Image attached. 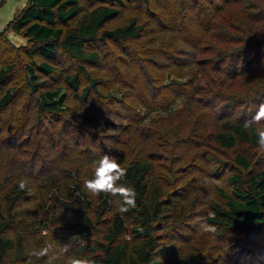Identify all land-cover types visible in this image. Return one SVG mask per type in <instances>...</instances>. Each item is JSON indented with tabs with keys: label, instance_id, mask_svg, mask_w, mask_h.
<instances>
[{
	"label": "trees",
	"instance_id": "1",
	"mask_svg": "<svg viewBox=\"0 0 264 264\" xmlns=\"http://www.w3.org/2000/svg\"><path fill=\"white\" fill-rule=\"evenodd\" d=\"M128 1L132 4L126 7L136 10L130 21L107 28V21L120 13V9L111 5L123 0H101L100 4L84 11L71 25L67 23L72 22L78 14L79 0H28L0 30V53L5 49L7 42L8 48L20 50L27 60L25 75L18 79L23 81L25 79L29 83L30 93L38 90V76L45 78L58 70L48 62V59H56L58 51H61L68 57L81 61L75 68L76 73H64L62 77L74 91H80V75H82L88 82V85L81 88L83 97L90 89L100 93L97 85L99 78L93 77L84 65L96 64L100 61V55L96 50L87 49L89 45L97 41L125 42L134 48L145 36L148 40L154 41L157 40L154 37L158 36L159 32L167 30L173 32L174 29L183 32L179 41L185 45L184 48H177V51L166 41L163 42L164 44H158L155 51L148 50L151 56L161 48V55H164V60L169 63L166 65L167 68L161 71L162 77L154 73L160 82L164 80L163 84L154 83L157 78L152 76V70L150 71L147 65L150 68L154 66L147 63L140 65V80L141 77H146L145 81H147L145 97L148 102L140 100L133 106L138 113L137 121L140 123L151 118L150 124L154 125L163 119L175 118L174 129L160 126L156 133L152 127L147 126L141 132L150 140L152 146L156 145L157 136L162 138L165 153H150L154 148L148 149L149 144L146 143L143 145L148 150L128 149L124 141L116 140L120 144L115 156L121 166L127 169V176L121 182L135 189V207H129L128 211L123 213L119 211L120 204L117 210L113 209L119 197L110 194L93 195L83 188V180L79 178L70 177L62 184L54 183L56 186L53 191L58 196L54 197L55 200L48 195L44 196L42 201L47 203L43 204V211L45 213L55 207L49 219L58 222L65 220L66 211L72 212L74 228L69 234L60 235L61 237L56 240L57 246L53 245L57 251L67 246L72 256L90 257L95 260V264H164L163 262L166 261V264H213V262L206 263L199 256L191 253L175 254L172 245H158L155 239L157 240L159 236L153 234L156 225L165 233L175 230L179 223H184L189 217L184 208L185 202H179L183 196L185 200L188 199L186 193H174L167 189L182 175H180L182 170L178 171V165L185 156L178 154L182 152L179 149L189 141H193V144L188 148L196 149L200 146L201 149H207L210 147L209 141H212L217 149L236 150L231 156L243 167L244 173L236 171L229 175L231 191L229 193L220 191L224 201L222 204L212 203L211 212L215 213V217L206 216V220L217 227V235L247 231L246 238H230L228 244L230 252L227 253L229 258L240 259L246 253L255 256L247 246L252 234L264 230V167L253 170L251 164L261 158L258 157V152L254 151L259 148L255 129L264 126L261 123L245 128L244 124L251 120L257 106L264 101V0H195L191 6L185 4L187 8L181 2L178 7L169 8L165 19L170 21L172 19L178 24L177 16L180 22L183 21V28L176 27L175 24L163 23L159 14H154L148 5H146L147 9L141 7L139 0ZM146 1L148 0L143 1V5ZM206 5L210 6L208 11ZM171 16L175 18H170ZM141 18L143 19L140 21ZM186 18L193 19V25L201 24L205 27V34L200 36L194 34L187 27V23V26L185 25ZM9 29L24 35L32 43L33 48L12 45L6 35ZM186 29L189 32H186ZM169 51L173 53L169 55ZM200 52L205 55L199 57ZM38 56L45 60L32 62ZM12 63L0 67L1 83L15 70L16 62ZM126 84L127 82H120L118 86ZM19 88L14 87L13 91L8 88L0 95V110L12 103L13 95L17 94ZM61 90L60 87H56L38 92L41 97L39 107L45 115L58 113L65 107V94H62ZM112 92L114 99H120L119 88ZM19 97L21 98L22 95L19 94ZM23 98L29 100V96L24 95ZM92 103L94 111L101 116L103 112L96 104V100ZM238 109L243 113L241 116L246 117H234L238 115ZM204 113H207L205 114L209 121L207 123L204 121ZM15 114L19 119L20 115L16 112ZM247 117L250 119L247 120ZM3 120L4 118L0 117V133L4 131ZM140 126L142 127L143 124ZM179 126L182 127V131L179 130ZM209 126L212 128L210 131ZM100 127L104 125L101 124ZM193 131H198L195 138L192 137ZM13 135L18 136V132ZM5 136L0 137V141ZM186 136H188L187 141ZM176 143L179 146H176ZM173 147L179 149L174 152V156L173 154L169 156ZM163 158L167 164L160 166L163 172L160 178L155 172L157 169L155 164L158 165L157 162ZM210 158L213 161L218 159L221 163L228 162L218 157L216 153L211 155L209 153ZM177 161H179L176 164L178 174L175 175L174 167ZM27 164H30L29 159L23 163V165ZM164 172L165 177L168 173L173 174L171 180L165 179ZM92 174L93 171H88L86 178H91ZM47 178L46 176V181ZM49 181L53 183L54 180ZM18 185L19 183H12L3 196H0V264H14V260L27 264L30 259L29 253L44 245L43 242L46 241L43 237L45 233L37 234L32 238L33 245H30L24 233L18 231L15 217L10 209L13 203L20 201L27 192V188L21 190ZM45 185H48V182ZM89 193L92 194L91 197ZM59 196H63L65 201L61 202ZM91 198L94 204L91 203ZM91 207L92 214L89 213ZM109 209L111 213L106 219V229L102 234L103 242H99L97 247L85 244L84 238ZM37 224L33 222L29 226ZM134 228L142 229V233H139L140 229ZM33 229L38 233L36 231L39 227ZM8 231L13 235L9 236ZM127 235H131L132 238L125 239ZM31 259L32 264H42L43 259ZM65 259L64 253L55 264H65ZM258 259L261 260L259 257Z\"/></svg>",
	"mask_w": 264,
	"mask_h": 264
},
{
	"label": "rangeland",
	"instance_id": "2",
	"mask_svg": "<svg viewBox=\"0 0 264 264\" xmlns=\"http://www.w3.org/2000/svg\"><path fill=\"white\" fill-rule=\"evenodd\" d=\"M27 1L28 0H0V30L20 11ZM143 1L144 0H139L141 7L143 6L147 9L146 5H148L154 14L157 13L161 16L163 23L165 22L166 24L173 25L175 22H173L172 19L171 21L165 19L169 8L173 9L180 6L179 4L181 2L184 5L187 4L191 6L195 0H148L144 5ZM147 2H149V4H147ZM100 3L101 0H79L80 10L72 22L70 21L67 24L71 25L84 11ZM128 4L132 3H129L128 0H123V2L114 3L113 6L111 5V7L120 9V13L117 17L107 21V28L130 21L136 10L126 7ZM184 7L187 8L186 5ZM209 8L210 6L206 5L207 11ZM206 10L205 13H207ZM170 18L175 17L171 16ZM142 19L143 18H141L140 21ZM179 20L180 19H177L176 16V21H178L179 24L178 25L176 22V27H182L183 21L180 22ZM192 23L193 19L186 18L185 25L189 27L194 34L198 36L205 34V27L201 24L193 25ZM191 24L192 27H190ZM154 25L158 26L156 23H154ZM185 31L189 32L187 29ZM147 33L148 30L146 34ZM182 33L181 30L177 31L176 29H174L173 32L168 30L159 32L158 36L154 37V39L157 38V40L154 41L148 40L145 36L140 42H135L136 46L134 48L130 47L131 44H126L125 42L102 43L97 41L89 45L87 49L96 50L100 55V61L96 64L88 63V65H84L87 66L93 77L99 78L97 85L100 93H96L90 89L87 91L85 97L82 96L81 88L88 85V82L82 75H80V91H74L62 77L64 73H76L77 71H75V68L78 63H81L80 59L70 58L65 55V53L58 51L56 59H48V62L53 64L58 70L53 72L50 76H45V78L43 76H38V90L30 93L29 83L25 81V79L24 81L23 79H18V77L25 75V64L27 60L20 50L8 48L9 44L6 42L4 46L5 49L0 53V67H5L8 63L16 62V68L7 79L2 83L0 82V95L8 88L12 91L14 87L20 88L17 90V94L14 93L12 103L0 110V117L4 118V131L0 133V137L6 134L8 135L0 141V196H3V193L12 183H19L21 180L27 182V192L25 196L21 198L20 201L13 203L12 209L10 210L15 217V222L19 229L18 231L24 233L30 245H33L32 238L34 236L45 233V235H43L45 240L57 246L58 242L56 240L61 237L60 235L64 233L69 234L74 228L72 224L74 222L72 212L66 211V215H64V217H66L65 220L58 222L49 219V216L53 214V209L55 211V207L48 212L44 213L43 211L42 207L46 201H42V198L48 195L52 200H55L54 197L58 196L56 192L53 191L56 186L54 183L58 184L60 182L59 184H62L70 177L84 180L88 176V171H93L96 166L95 162L101 155L109 154L115 156V151L121 141L126 143L125 146H127L128 149H146L143 145L146 143L149 144L148 149L154 148L150 153H165L164 140L162 138H158L157 136L156 145L152 146L150 140L144 134H141V132L147 128V126L152 127L156 133L160 126L162 128L167 127L169 129H174L176 124L175 118H166L158 123H154V125L150 124L151 118L150 120L148 118L147 121L140 123L137 121L138 113L135 112L136 110L133 106L140 100L148 102L145 97L147 81H145L146 77H141L142 80H140V65L142 63H147L154 66L150 68L147 65V68L150 69V71L152 70V76L156 77L154 73H157L156 75L159 74V76L162 77L161 71H164L165 68H167L166 65L169 63L164 60V55H161V48L157 50L156 54L151 56H149L151 52L148 50L155 51L158 44H164L163 42L167 41L168 45L174 47L175 50L178 51L177 48L185 47V45L179 41ZM6 35L15 47L24 46L26 48H33L32 43L22 34H17L9 29L6 31ZM148 45L151 46L144 48ZM171 53H173V51L168 52L169 55ZM203 55L205 54L199 53V57H203ZM35 60L43 61L45 59L38 56L33 59L32 62ZM42 77L43 79H41ZM163 81L160 82L157 78L154 83L163 84ZM120 82H127V84L119 87L118 84ZM56 87H60L62 89L61 93L65 94V107L58 113H46L45 115L43 110L39 107L41 97L38 92ZM118 88L120 93L118 97H120V99H114L112 90ZM19 94L22 95L21 98ZM24 95L29 96V100L23 98ZM93 100H96V104L102 109L101 111L103 114L101 116H98L94 111L92 106ZM15 112L20 115L19 119L15 117ZM205 114L207 113H204V115ZM237 114L238 115H234V117H246L241 116L243 113H240L239 109ZM249 119L250 118L247 117V120ZM207 120L205 115L204 121L206 123L209 122ZM38 121L39 124H37ZM101 124L104 125V127H100ZM141 124H143L142 127L140 126ZM262 124L264 126V122H262ZM178 128L182 131L181 126ZM211 129V126H209V131ZM14 131L18 132V136L13 135L15 133ZM11 132L14 133L12 134ZM197 133L198 131H193L192 137L195 138ZM187 137L188 136L185 137L186 141L188 140ZM13 138H15V140H11ZM117 139H119L120 142H116ZM179 144L176 143V146H179ZM192 144L193 141H189L184 144L185 146H183L182 149H176V146L171 150L169 149L171 151V153L168 154L169 156L172 154V156H174V152L178 149L180 152L182 150L184 154L182 152L178 154L185 156V159L180 161L178 165V171L182 170V173H180V175L182 174L181 178L175 180V184H170L168 187L165 186L170 192L186 193L188 199L185 200L183 196L184 198L182 197L179 202H185L184 208L189 217L184 223H179L175 230H170L165 233L159 230L160 228L158 225L154 226L153 234L156 233V235L159 236L157 240L155 239L156 243L158 245H172L175 254L182 255L184 253H191L195 256H199V258L206 263L264 264V230L252 234L250 237L251 241L247 247L251 249L250 251L254 252L255 256L246 253L240 259H235L233 257H230V259L227 256V253L230 252L228 248L230 238H246L247 231L241 230L238 233L230 232L227 235H217V227L214 233L205 232L199 227V224L203 221L211 224L206 220V216H209L208 213L211 211L213 202L223 203L224 198L220 191L223 190L228 193L231 191L232 184L228 179L229 175L236 171H240L241 174H243L244 170L231 156L235 154L234 152L236 150L217 149V146L215 143H212V141L208 143L210 146L207 148L208 150L206 148L201 149L200 146L196 149L188 148L192 146ZM254 151L258 152V157L261 158L252 162L251 167L253 170L261 169L264 167V150L257 148ZM209 153L210 155L211 153H216L218 157H222L228 162L221 163L218 162V159L213 161L211 158L209 159ZM27 159H29L30 164L23 165L24 161ZM178 162L179 161L175 163L174 167L175 175L178 174L176 173V164H178ZM157 163L158 165L155 164L157 166L155 172H157V175L161 178L163 172L160 166H164L167 163L164 161V158ZM46 176L48 177L47 181L45 180ZM171 176H173V174L169 175L168 173L165 179L171 180ZM165 179H163V182ZM49 180L54 181L52 183ZM47 182L48 185H45ZM181 189L183 190L181 191ZM89 195L90 197L92 196L90 193ZM177 196H179V194H177ZM62 197L63 196H59L61 202L62 200L65 201V198ZM172 198L175 199V196L172 195ZM90 201L92 204L95 203L92 198ZM118 204H120L119 201H115L113 209L117 210ZM47 206H49V204H47ZM92 211L91 207L89 213L92 214ZM110 213L111 209L106 210V213L96 222V226L92 228L90 234L84 238L83 242L85 244L97 247L99 242H103L102 234L106 229V219L110 217ZM33 222L38 224L30 227L29 225L33 224ZM34 227H39V230L36 231L38 233H35ZM134 229L139 230L140 228ZM140 230L139 233L141 234L142 229ZM8 234L9 236L13 235L9 231ZM131 238V235L125 237V239ZM44 243L45 241L43 244ZM69 251L70 250L65 253L66 257L72 255ZM258 257L261 260H259ZM13 262L14 264H25L20 260H14ZM41 262L45 264L44 260H41ZM163 263L166 264L167 261Z\"/></svg>",
	"mask_w": 264,
	"mask_h": 264
},
{
	"label": "clouds",
	"instance_id": "3",
	"mask_svg": "<svg viewBox=\"0 0 264 264\" xmlns=\"http://www.w3.org/2000/svg\"><path fill=\"white\" fill-rule=\"evenodd\" d=\"M262 122H264V101L257 106L255 114L250 121L245 122L244 127L249 128L253 124L260 125ZM255 131L258 136V147L264 150V127H257ZM95 163L92 177L83 180V188L93 195L110 194L113 197H119V211L122 213L127 212L129 207H135V189L131 185L121 182L127 176V169L121 166L118 158L114 155L103 154ZM18 186L21 190H25L27 182L21 180ZM208 215L210 218L215 217V213L211 211ZM199 227L205 232L214 233L216 231L215 225L208 224L206 221L201 222ZM67 251V246H64L61 251H57L53 243L46 240L43 246L33 249L29 253L30 259L27 264H32L31 258L43 259L45 264H55L60 256ZM65 264H95V260L87 256L69 255L65 259Z\"/></svg>",
	"mask_w": 264,
	"mask_h": 264
}]
</instances>
